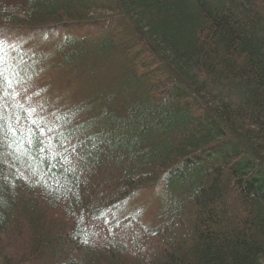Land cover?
Masks as SVG:
<instances>
[{"label":"trees","instance_id":"trees-1","mask_svg":"<svg viewBox=\"0 0 264 264\" xmlns=\"http://www.w3.org/2000/svg\"><path fill=\"white\" fill-rule=\"evenodd\" d=\"M99 24L64 42L101 75L74 111L0 86V264H264V0H0V29Z\"/></svg>","mask_w":264,"mask_h":264},{"label":"rangeland","instance_id":"rangeland-1","mask_svg":"<svg viewBox=\"0 0 264 264\" xmlns=\"http://www.w3.org/2000/svg\"><path fill=\"white\" fill-rule=\"evenodd\" d=\"M100 27L99 24L39 31L0 29V86H5L4 91L15 95L23 107H28V111L47 123L74 111L101 75L90 79L84 65L74 70L65 68L63 55L70 47H65L64 42L79 38L88 41L100 39ZM12 76L13 81L10 82ZM112 76L110 70L109 81H112ZM2 93L0 90V96L4 98ZM121 209L123 214H118L119 219L138 216L145 226L154 225L163 211V189L139 191Z\"/></svg>","mask_w":264,"mask_h":264}]
</instances>
